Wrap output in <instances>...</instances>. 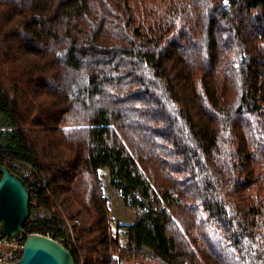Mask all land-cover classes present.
<instances>
[{
	"label": "trees",
	"instance_id": "16d2710c",
	"mask_svg": "<svg viewBox=\"0 0 264 264\" xmlns=\"http://www.w3.org/2000/svg\"><path fill=\"white\" fill-rule=\"evenodd\" d=\"M0 114L74 264H264V0H0Z\"/></svg>",
	"mask_w": 264,
	"mask_h": 264
},
{
	"label": "water",
	"instance_id": "95a60500",
	"mask_svg": "<svg viewBox=\"0 0 264 264\" xmlns=\"http://www.w3.org/2000/svg\"><path fill=\"white\" fill-rule=\"evenodd\" d=\"M30 193L22 178L0 165V225L5 236H23L22 253L11 263L0 264H74L70 252L58 241L42 234H25L29 217Z\"/></svg>",
	"mask_w": 264,
	"mask_h": 264
},
{
	"label": "rangeland",
	"instance_id": "374dc122",
	"mask_svg": "<svg viewBox=\"0 0 264 264\" xmlns=\"http://www.w3.org/2000/svg\"><path fill=\"white\" fill-rule=\"evenodd\" d=\"M8 128V121L0 114V131ZM104 196L108 200L109 212L112 221V233L117 242H125V225L130 224L136 217V213L130 209H125L122 198L115 187L110 183L107 168L99 169Z\"/></svg>",
	"mask_w": 264,
	"mask_h": 264
},
{
	"label": "built area",
	"instance_id": "2783aa9c",
	"mask_svg": "<svg viewBox=\"0 0 264 264\" xmlns=\"http://www.w3.org/2000/svg\"><path fill=\"white\" fill-rule=\"evenodd\" d=\"M45 236L49 237L47 234ZM22 244L19 237L5 236L0 225V263L17 261L22 253Z\"/></svg>",
	"mask_w": 264,
	"mask_h": 264
}]
</instances>
